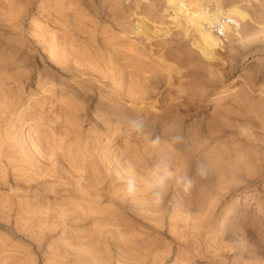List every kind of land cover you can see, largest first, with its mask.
Returning <instances> with one entry per match:
<instances>
[{"label":"rangeland","instance_id":"obj_1","mask_svg":"<svg viewBox=\"0 0 264 264\" xmlns=\"http://www.w3.org/2000/svg\"><path fill=\"white\" fill-rule=\"evenodd\" d=\"M168 1L0 0V264H264V0H182L240 13L211 51ZM137 116L210 169L160 208Z\"/></svg>","mask_w":264,"mask_h":264},{"label":"clouds","instance_id":"obj_2","mask_svg":"<svg viewBox=\"0 0 264 264\" xmlns=\"http://www.w3.org/2000/svg\"><path fill=\"white\" fill-rule=\"evenodd\" d=\"M125 123L129 134L147 136L148 149L157 154L150 167L149 174L139 177L144 192L153 206L160 208L165 204L172 182L181 187L185 193H188L196 187L198 179L203 180L209 176V166L204 162L197 164L195 175L190 174L189 171L182 169L177 164L175 145L185 142L183 135L175 134L168 141H164L160 135L153 136L146 132V122L140 116L129 118ZM165 144L171 145V147H163ZM117 178L124 184L123 191L125 195L128 198L135 199L138 193V176L137 163L134 158L123 160V166L118 171Z\"/></svg>","mask_w":264,"mask_h":264},{"label":"bare ground","instance_id":"obj_3","mask_svg":"<svg viewBox=\"0 0 264 264\" xmlns=\"http://www.w3.org/2000/svg\"><path fill=\"white\" fill-rule=\"evenodd\" d=\"M169 2L171 3V7H172L171 9L173 10V12H172L173 15L184 14V16L188 17L189 21L191 22L190 24L193 25L194 30L201 37V41H202L203 46H205V48L209 51H211L212 49H214L215 47H217L219 45L218 39H215L208 32L209 25L214 23V22H217L218 20H220V18H223V17L224 18H230V16L234 17V16H237L240 14V13L237 14L236 9L235 10L232 9V10H227V11H221L218 8L216 9L215 12L210 13L209 11H206L205 7H204V9L199 8L197 11L193 12V11H190V8L187 9V7H186L187 5L185 6V4H183L182 0H179V1L169 0L168 3ZM189 6L190 5H188V7ZM230 19H232V18H230ZM232 20L234 22V26H238L237 21L234 20V18ZM254 60H256V58H254L252 61H254Z\"/></svg>","mask_w":264,"mask_h":264},{"label":"built area","instance_id":"obj_4","mask_svg":"<svg viewBox=\"0 0 264 264\" xmlns=\"http://www.w3.org/2000/svg\"><path fill=\"white\" fill-rule=\"evenodd\" d=\"M234 27V22L230 18H220L217 22L209 25V31L218 38H223L226 35L227 28Z\"/></svg>","mask_w":264,"mask_h":264}]
</instances>
